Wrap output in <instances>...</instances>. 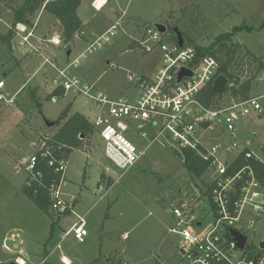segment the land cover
<instances>
[{"label":"rangeland","instance_id":"1","mask_svg":"<svg viewBox=\"0 0 264 264\" xmlns=\"http://www.w3.org/2000/svg\"><path fill=\"white\" fill-rule=\"evenodd\" d=\"M22 1L0 0V15L4 21L12 25L10 8ZM81 15L87 27L70 44L40 43L41 54L31 59L21 60L19 54L15 59L0 42V65H4L0 73L7 75L8 94L11 96L21 90L12 104L0 103V264H15L17 255L2 249L5 237L13 234L21 235L23 245L17 251L22 252V257L30 264H39L49 254L47 264H63L62 256L71 264H124V260L130 264H155L154 255L166 264H178L181 260L178 253L180 239L167 234L168 228L173 227L169 213L178 205L195 206L212 183L209 170L201 177L187 170L178 143L152 148L148 156L103 198L100 195L106 194L108 186L112 185L106 175L116 181L122 173L106 158L104 142L93 133L89 140L83 141L82 149L74 150L68 157L60 190L63 198L75 207L73 214L59 219L51 212L49 215L42 212L25 195L24 189L33 179L21 170V165L24 158L35 154L34 145L39 137H44L46 122L55 124L70 104L72 112L85 113L90 122L94 121L97 114L94 101L73 91L54 96L52 81L58 76L57 69H65L92 41L102 36L103 30L99 26L110 27L116 22L120 25L116 36L94 52L87 53L80 65L71 69V76L94 85L97 91H103L111 98L133 100L141 93L128 81V76L153 78L164 63L160 49L146 53L140 47L139 42L144 40L148 27L162 24L169 29L177 25L185 33L187 44L209 47L218 36L246 25L253 31L239 32L234 43L242 44L264 61V0H110L101 12L86 3ZM36 20L34 17L33 22ZM53 23V18L42 14L36 35L40 37L51 31L52 36H59ZM0 33H7L1 23ZM89 38H93L90 43ZM166 38L174 39L169 30ZM133 42L137 49L130 47ZM45 58L55 67L43 65ZM236 59L240 65L234 68L235 75L242 82L248 81L259 64L245 53L238 54ZM263 94L264 70L256 75L250 98ZM53 97H57V103H52ZM236 100L226 94L221 106H229ZM64 123L52 127L47 135L52 137ZM238 128L258 132L256 137L248 134L242 139L248 137L254 144H259L253 151L263 158L264 116L260 121L252 113L249 118L241 119ZM229 141L230 135L218 128L203 136V142L208 146ZM197 210L201 218L210 217L211 207L207 200H202ZM85 215L88 232L85 242L80 244L74 235L64 238L66 231L76 223L77 216ZM247 235L257 243L264 241V216L256 220ZM59 244L62 249L56 250Z\"/></svg>","mask_w":264,"mask_h":264},{"label":"built area","instance_id":"2","mask_svg":"<svg viewBox=\"0 0 264 264\" xmlns=\"http://www.w3.org/2000/svg\"><path fill=\"white\" fill-rule=\"evenodd\" d=\"M99 0L94 2L95 9ZM0 23L13 37L9 45L13 57L30 58L41 54L37 46L36 25L27 27L24 24L10 25L0 15ZM25 26L21 31L18 27ZM119 23L113 25L104 35L97 37L89 48L65 69L58 71V77L52 84L64 93L73 91L94 101L97 115L92 123L94 131L104 142L106 158L123 174L138 165L155 146H172V142L180 145L182 151L193 150L208 164L212 184L194 206L172 207L175 224L168 228V235H176L180 242L178 253L181 260L178 264H264V241L257 243L247 235L252 231L257 219L264 216V186L259 181L254 168L246 165L238 170L233 168L238 158L244 154L245 161L253 158L264 163L252 148L251 142L238 139V123L255 113L258 118L264 116V94L251 97L244 102L233 101L229 106L217 108L206 107L201 99L203 89L214 85L220 69L219 62L212 56H199L196 46L184 43L180 47L178 40L167 39V34L159 32L155 27L145 30V38L139 42L140 47L151 53L160 49L164 54V63L155 77L128 76V81L140 90V96L133 100L128 98H111L103 91H97L94 85L83 83L71 76V69L80 65V61L96 48L108 43L117 35ZM1 34V33H0ZM60 45V40H50ZM45 64H51L45 59ZM4 67V65H0ZM55 67V66H54ZM186 69L192 73L181 83H176L177 75ZM0 73V103L12 104L16 96L8 94L6 81ZM57 103V97L52 98ZM216 128L231 136L229 142H216L211 146L203 142L204 133ZM257 132L253 131L252 136ZM144 142L140 145L135 140ZM37 151L30 158L24 159L21 170L32 179L43 178L38 169L41 161L55 174H61L59 185L52 184L49 197L51 212L57 216L74 213V205L66 201L60 187L67 171V157L57 158L49 137H43L36 145ZM185 163V157L183 156ZM210 203V217L201 218L197 208L202 200ZM252 217H254L252 219ZM86 216H77V221L66 231L64 238L74 235L83 244L88 232ZM197 229L199 231H197ZM234 232L246 238L241 249ZM23 245L20 234L7 235L2 249L17 255L15 264H30L17 251ZM57 250L62 249L59 244ZM51 255L39 264H47ZM158 264H166L154 255ZM63 264H68L61 257ZM124 264H130L124 261Z\"/></svg>","mask_w":264,"mask_h":264},{"label":"trees","instance_id":"3","mask_svg":"<svg viewBox=\"0 0 264 264\" xmlns=\"http://www.w3.org/2000/svg\"><path fill=\"white\" fill-rule=\"evenodd\" d=\"M81 3L82 0H23L16 7L10 8L13 15L12 25L13 27H16L17 24H24L27 27L33 26V18L36 17L41 10H44L59 22L62 29L63 42L69 44L73 38L84 29L83 23L78 16V9ZM187 8L188 7L183 11H186ZM175 29L179 30L185 41L186 35L177 25L168 29L174 36V39L177 38ZM245 30L252 32L253 28L246 25L235 27L232 32L218 36L209 47L196 46L199 56L209 55L221 63L218 77L224 76L229 81L225 92L221 95L213 93V86L211 84L203 89L200 99L208 108L220 107L226 94H230L231 97L238 99L236 100L237 102L248 100L252 90V83L256 75L264 70V61L257 58L242 44L234 43L235 36L239 32ZM12 37L13 33L8 32L4 36L0 35V40L2 44L7 47ZM130 47L135 49L136 45L134 42L131 43ZM243 53L250 56L254 62L259 64L254 76L245 82H242L241 79L235 75L234 70V68H238L240 65L237 63V55ZM53 95L62 96L64 95V91L57 89L53 92ZM70 112L71 106H68L55 122V125H59L62 121H65L50 140V144L53 146V153L57 158H60L62 155L67 157L74 150L82 149L85 146L83 141L89 140L92 134L95 133L92 124L81 113H74L69 117ZM262 154L264 159V148ZM183 156L185 157L184 165L187 170L196 177H201L208 169V164L203 161L197 152L193 150H184ZM246 165H250L254 168L259 181L264 186V163L255 158L246 162L243 154L235 162L233 168L238 170ZM38 169L42 172L43 178L32 181L30 186L25 187L24 193L38 209L49 215L51 212V201L49 197L50 187L52 184L59 185L62 176L61 174H55L54 170L47 166L46 161H41L38 164ZM54 215L56 218H60V216Z\"/></svg>","mask_w":264,"mask_h":264},{"label":"crops","instance_id":"4","mask_svg":"<svg viewBox=\"0 0 264 264\" xmlns=\"http://www.w3.org/2000/svg\"><path fill=\"white\" fill-rule=\"evenodd\" d=\"M96 0H82V3H81V6L79 7V9H78V16H79V18L81 19V21H82V23H83V26H84V29H86V27H87V23H85V21H84V19H83V16L81 15V10H82V8L86 5V3H90V7L91 8H93L96 12H101V11H103V9H104V7L105 6H107V5H109L110 4V0H104V1H106V4L105 5H102V8H98V9H95V7H94V2H95ZM100 1V0H99ZM98 1V2H99ZM99 7V6H98ZM42 14H48V13H46L44 10H41L39 13H38V15H36V17H37V20L35 21V22H33L34 24H33V26L34 25H36V27H37V23H38V21H39V19L41 18V16H42ZM51 18H53V20H54V26H55V28H56V30L57 31H59V36H52L51 35V31H48V32H46V33H44V34H42V35H40V37L39 36H37L39 39L37 40V46H39V48H40V43H50V40L51 39H53V38H55L57 41L58 40H61L60 41V44H61V42H63V37H62V29L61 30H59L58 29V26H60L59 25V22L52 16V15H50V14H48ZM118 22H116L115 24H117ZM115 24H113V25H115ZM113 25H111L110 27H106V25L105 24H102L101 26H99V28H101L102 30H103V34L102 35H104ZM33 26H30V27H33ZM94 30H97V29H94ZM84 31V30H83ZM82 31V32H83ZM81 32V33H82ZM8 33V32H7ZM6 33V34H7ZM81 33H78L77 35H80ZM6 34H0L1 36H4V35H6ZM50 35V36H49ZM76 35V36H77ZM94 35L92 34V37H93ZM59 37H60V39H59ZM100 37V36H99ZM144 38H145V35H144ZM93 38H89V39H87L88 41H89V43H90V41L92 40ZM0 42H1V44H2V41L0 40ZM64 43V42H63ZM93 43V41L91 42V44ZM65 44V43H64ZM70 44V43H69ZM90 44V45H91ZM3 45V44H2ZM10 45V44H9ZM89 45V46H90ZM131 45V44H130ZM4 46V45H3ZM89 48V47H88ZM87 48V49H88ZM7 49L9 50V46H7ZM86 49V50H87ZM135 49H137V48H135ZM7 52H9V54H11L10 53V50L9 51H7ZM40 52H41V48H40ZM70 54H71V52H69ZM68 53V54H69ZM69 54V55H70ZM32 57H34V56H32ZM32 57H30V59L32 58ZM15 58V57H14ZM16 59V58H15ZM27 59H29V58H25V59H22L21 58V60H27ZM46 59V58H45ZM45 59H44V61H43V65L45 64ZM7 75L6 74H4L3 75V77H4V79H5V77H6ZM58 77V76H57ZM56 77V78H57ZM55 78V79H56ZM53 82V81H52ZM6 85H7V83H6ZM57 89L55 88V89H53L52 91H56ZM21 92V90H19V91H17L15 94H11L12 96H16L17 97V95L19 94ZM66 93H64V95H65ZM16 99V98H15ZM69 106H71V112H70V115L69 116H71V115H73L74 113H81V112H78V111H76V112H72V105L70 104ZM98 113V112H97ZM88 121H89V119H88V116L85 114V113H81ZM97 115V114H96ZM96 117V116H95ZM258 118V117H257ZM260 121H261V119L260 118H258ZM90 122V121H89ZM91 124L93 123V122H90ZM55 126V125H54ZM60 129V128H59ZM50 131V130H49ZM48 131V132H49ZM253 131H256V130H252L251 132H249L248 130H247V128H245V129H241L240 130V134L238 135V139H240L243 143L244 142H251V145H252V148H254V147H258L259 146V144L257 145V144H254V142L253 141H251V140H249L248 139V137H247V139H242L243 137H245V136H247L248 134L249 135H251V137H256V136H258V132H257V135L256 136H252V132ZM48 132L46 133V129H45V131H44V137L46 136V137H49L47 134H48ZM95 132V131H94ZM96 133V132H95ZM244 136H243V135ZM96 135H98L97 133H96ZM231 137V136H230ZM50 138V140H51V138L52 137H49ZM39 140L35 143V145H34V148H35V150L37 151V144L40 142V140H41V138L39 137L38 138ZM244 140V141H243ZM135 142H137L138 144H140V145H144V142H142V141H139V140H135ZM156 147V146H155ZM152 150V149H151ZM150 150V151H151ZM254 150V149H253ZM150 151H149V153H150ZM36 153V152H35ZM34 155V154H33ZM68 157L69 156H67V160H68ZM261 157V156H260ZM146 158V157H145ZM144 158V159H145ZM24 159H26V158H24ZM143 159V160H144ZM142 160V161H143ZM118 169V168H117ZM118 171H120L119 169H118ZM208 170H206L204 173H203V175L207 172ZM121 172V171H120ZM122 173V172H121ZM124 175L125 174H121V175H119V179L118 180H114V178H112L111 176H108V175H106L108 178H109V181H111V183H112V185L111 186H108L109 188L107 189V193L106 194H101L100 195V197H102L103 196V198L105 197V195H107L108 194V192H109V190L110 189H112L123 177H124ZM210 177H211V175H210ZM212 184V183H211ZM211 184L207 187V189L206 190H208L209 188H210V186H211ZM100 189V188H99ZM103 198H100V200H102ZM74 207H75V205H74ZM68 214H72V213H68ZM169 215H170V217L172 218V223H173V225L175 224V218H174V216L172 215V212H170L169 213ZM86 216V215H85ZM87 217V216H86ZM71 228V227H70ZM69 228V229H70ZM57 250V249H56ZM50 255V254H49ZM63 257H65V256H63ZM159 257V256H158ZM65 259L67 260V263L68 264H71V262H70V260L68 259V258H66L65 257ZM161 259V258H160ZM155 260V259H154ZM124 261H126V260H124ZM155 262H156V260H155ZM155 264H158L157 262L155 263Z\"/></svg>","mask_w":264,"mask_h":264},{"label":"water","instance_id":"5","mask_svg":"<svg viewBox=\"0 0 264 264\" xmlns=\"http://www.w3.org/2000/svg\"><path fill=\"white\" fill-rule=\"evenodd\" d=\"M154 27L161 33L167 34L168 29L166 26L162 24H155ZM21 31H24L26 29L25 26H19L18 27ZM176 37L178 40V44L180 47L184 46V38L182 34L179 32L178 29H175ZM70 54V53H69ZM192 73L186 69H183L176 77V83H181L186 77H191ZM229 81L226 77L220 76L216 79L213 85V93L216 95H221L225 92L226 87L228 86ZM54 123L46 122V133L54 127ZM234 236L236 238V241L239 244V247L242 249L245 245L246 238L241 236L239 233L234 232Z\"/></svg>","mask_w":264,"mask_h":264},{"label":"bare ground","instance_id":"6","mask_svg":"<svg viewBox=\"0 0 264 264\" xmlns=\"http://www.w3.org/2000/svg\"><path fill=\"white\" fill-rule=\"evenodd\" d=\"M106 4V1L104 0H100L98 3H97V6H99V8H102V5H105Z\"/></svg>","mask_w":264,"mask_h":264}]
</instances>
